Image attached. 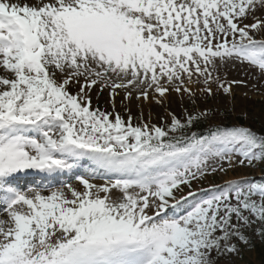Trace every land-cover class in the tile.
Returning a JSON list of instances; mask_svg holds the SVG:
<instances>
[{
  "label": "snow or ice",
  "instance_id": "6c2138e0",
  "mask_svg": "<svg viewBox=\"0 0 264 264\" xmlns=\"http://www.w3.org/2000/svg\"><path fill=\"white\" fill-rule=\"evenodd\" d=\"M251 80L264 0H0V264H236L264 244V131L208 107ZM244 168L261 175L203 186Z\"/></svg>",
  "mask_w": 264,
  "mask_h": 264
},
{
  "label": "rangeland",
  "instance_id": "374dc122",
  "mask_svg": "<svg viewBox=\"0 0 264 264\" xmlns=\"http://www.w3.org/2000/svg\"><path fill=\"white\" fill-rule=\"evenodd\" d=\"M228 78L247 79L243 72H238L235 69L230 72ZM252 83H255V80L249 81V88H237L234 97L222 96L215 100L208 101V107L213 109L216 113L214 122H223L225 124L235 123L236 117L242 116L245 118L247 125L259 129L262 127H260L255 119L259 120V116H261V120L259 121L264 127V87H261L260 84H257V90L253 92L251 90ZM244 92H248V95H243ZM106 96L107 94L105 93L101 98V107L108 106ZM171 110H175L177 112L182 110L178 101L171 105ZM133 111H138V109L134 107ZM152 111L153 116H155L156 112L162 111V109L154 107ZM147 112L148 108L145 107V113L147 114ZM241 175L260 176L261 171L259 168H244L238 169L235 172H230L227 176L223 174H216L215 176L209 177V181L205 182L203 186L208 187L209 182L222 184L226 179L237 178ZM236 264H264V262L260 261L254 249H251L245 250L242 257L237 258Z\"/></svg>",
  "mask_w": 264,
  "mask_h": 264
},
{
  "label": "trees",
  "instance_id": "16d2710c",
  "mask_svg": "<svg viewBox=\"0 0 264 264\" xmlns=\"http://www.w3.org/2000/svg\"><path fill=\"white\" fill-rule=\"evenodd\" d=\"M255 120H256V122L260 125V127H262V128H259V129H257V128H253V127H252V128H253L254 130L258 131V132L264 131L263 124H260V121H259V120H261V116H259V120H257V119H255ZM235 123H242V124H244L245 126H249V125H247V122H246L245 118L242 117V116H237L236 119H235ZM206 128H207V125L205 124V125H202L201 128H199V129H194V130H196V131H203V130L206 129ZM255 244H256V246H255V248H253V249H254V251H255V253H256L258 259H259L260 261L264 262V244H261L259 240H257V241L255 242Z\"/></svg>",
  "mask_w": 264,
  "mask_h": 264
},
{
  "label": "bare ground",
  "instance_id": "6f19581e",
  "mask_svg": "<svg viewBox=\"0 0 264 264\" xmlns=\"http://www.w3.org/2000/svg\"><path fill=\"white\" fill-rule=\"evenodd\" d=\"M0 218H3V217H0Z\"/></svg>",
  "mask_w": 264,
  "mask_h": 264
}]
</instances>
